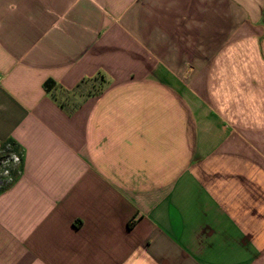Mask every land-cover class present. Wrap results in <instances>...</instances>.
Returning a JSON list of instances; mask_svg holds the SVG:
<instances>
[{"label":"crops","instance_id":"1","mask_svg":"<svg viewBox=\"0 0 264 264\" xmlns=\"http://www.w3.org/2000/svg\"><path fill=\"white\" fill-rule=\"evenodd\" d=\"M6 151L0 264H264V0H0Z\"/></svg>","mask_w":264,"mask_h":264},{"label":"built area","instance_id":"2","mask_svg":"<svg viewBox=\"0 0 264 264\" xmlns=\"http://www.w3.org/2000/svg\"><path fill=\"white\" fill-rule=\"evenodd\" d=\"M20 162L19 155L12 151H6L0 155V181L11 179V169Z\"/></svg>","mask_w":264,"mask_h":264},{"label":"trees","instance_id":"3","mask_svg":"<svg viewBox=\"0 0 264 264\" xmlns=\"http://www.w3.org/2000/svg\"><path fill=\"white\" fill-rule=\"evenodd\" d=\"M54 86L55 85L52 82H46L45 83V88H46L47 91H50L51 88H54Z\"/></svg>","mask_w":264,"mask_h":264},{"label":"rangeland","instance_id":"4","mask_svg":"<svg viewBox=\"0 0 264 264\" xmlns=\"http://www.w3.org/2000/svg\"><path fill=\"white\" fill-rule=\"evenodd\" d=\"M99 80V79H98Z\"/></svg>","mask_w":264,"mask_h":264}]
</instances>
